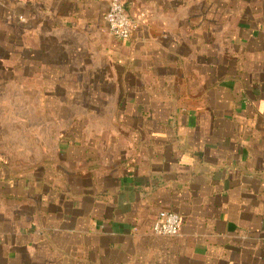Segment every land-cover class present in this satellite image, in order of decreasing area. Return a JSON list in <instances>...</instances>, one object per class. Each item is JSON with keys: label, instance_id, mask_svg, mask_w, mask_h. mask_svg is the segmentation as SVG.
<instances>
[{"label": "crops", "instance_id": "0c3cea01", "mask_svg": "<svg viewBox=\"0 0 264 264\" xmlns=\"http://www.w3.org/2000/svg\"><path fill=\"white\" fill-rule=\"evenodd\" d=\"M122 2L138 29L119 41L133 81L111 138L121 156L65 162L62 189L0 165V264H264V0L235 8L239 36L217 49L165 35L164 0ZM84 3L99 10L84 15ZM106 11L104 0H0V64L47 54L35 31L59 25L50 14L62 29L108 30ZM161 211L180 215L179 235L152 232Z\"/></svg>", "mask_w": 264, "mask_h": 264}, {"label": "rangeland", "instance_id": "374dc122", "mask_svg": "<svg viewBox=\"0 0 264 264\" xmlns=\"http://www.w3.org/2000/svg\"><path fill=\"white\" fill-rule=\"evenodd\" d=\"M242 1L179 0L178 8L168 10L164 0L156 21L162 28L170 26L165 35L195 40L205 36L217 49L220 41L234 43L238 38L235 28L242 18L236 11ZM208 5L215 10L207 13ZM219 7L228 10L226 21L231 23L225 29ZM96 10L95 4L83 5L84 15ZM49 18L59 25L35 31L36 45L45 43L47 54L36 50L35 57H2L0 165L16 176L62 189L65 162L82 158L84 168L104 167L121 156L114 153L111 138L128 102L125 89L133 81L124 79L127 52L104 23L98 22L96 30L88 29L91 22L62 29V13ZM64 152L70 156L62 157Z\"/></svg>", "mask_w": 264, "mask_h": 264}, {"label": "built area", "instance_id": "2783aa9c", "mask_svg": "<svg viewBox=\"0 0 264 264\" xmlns=\"http://www.w3.org/2000/svg\"><path fill=\"white\" fill-rule=\"evenodd\" d=\"M107 11L104 21L110 35L121 42L129 41L138 29L136 21L132 20L125 9L122 0H104ZM182 229L180 215L170 211H161L155 218L152 232L157 236L175 237Z\"/></svg>", "mask_w": 264, "mask_h": 264}]
</instances>
